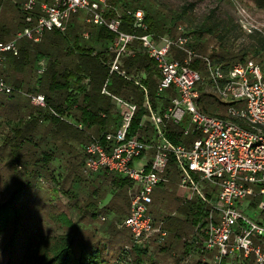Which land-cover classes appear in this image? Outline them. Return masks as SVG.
Returning a JSON list of instances; mask_svg holds the SVG:
<instances>
[{"label": "built area", "instance_id": "1", "mask_svg": "<svg viewBox=\"0 0 264 264\" xmlns=\"http://www.w3.org/2000/svg\"><path fill=\"white\" fill-rule=\"evenodd\" d=\"M229 1L236 7L239 29L246 35L258 31L237 0ZM19 11L24 27L14 40L0 42V68L6 55L18 57L17 40L37 44L48 33L63 35L71 16L79 11L85 12L87 26L103 28L113 36L109 49L112 57L100 94L121 109L119 123L112 132L103 131L98 137L87 134L80 175L86 178L102 172L125 178L128 214L116 228L125 230L130 242L121 255L128 256L137 247L150 256L156 247L164 245L165 220L155 219L150 207L154 190L170 184L167 172L173 168L178 186L187 192L185 203L197 200L205 206L194 225L196 240L186 242L214 252L211 264H247L250 260L252 264H264V68L251 58L223 68L192 49L190 33L183 26H176L175 37L155 36L148 31L141 10L118 8L112 0H23ZM126 20L128 32L122 29ZM84 38L88 39L87 33ZM135 41L157 71L155 96L171 93L168 106L160 112L153 110L146 88L131 80L120 65L122 58L134 55L130 46ZM175 53L182 58L174 59ZM194 61L202 65L204 76L191 68ZM43 69L40 64L37 75ZM114 76L131 80L143 94L142 107L152 139L144 141L132 133L137 106L107 91ZM13 91L0 79L1 96L9 97ZM202 94L224 105L225 117L205 114L199 106ZM25 98L46 117L71 123L49 107L42 94ZM99 116L104 118L103 114ZM28 119L42 122L44 118L36 113ZM179 125L185 126L180 140L174 142L168 135L169 126ZM82 128L77 125V129ZM138 161L143 164L137 166ZM203 185L216 191L214 202ZM253 197L259 200L258 213L252 218L239 207Z\"/></svg>", "mask_w": 264, "mask_h": 264}, {"label": "rangeland", "instance_id": "2", "mask_svg": "<svg viewBox=\"0 0 264 264\" xmlns=\"http://www.w3.org/2000/svg\"><path fill=\"white\" fill-rule=\"evenodd\" d=\"M237 2L256 23V37L264 42V10L256 8L253 0ZM20 5V0H0V37L11 39L22 30ZM128 5L141 10L143 16L147 15L155 27L156 34H175V27L183 26L190 31L198 54L208 56L216 62L232 65L239 62L242 52L246 54L244 60H264V51L255 52L253 49L258 45L255 38L250 39L240 29L225 34L224 46H221L218 36L233 24L238 27L236 7L229 0H134ZM188 5H192V8L183 14V8ZM129 6L127 8H131ZM117 7L123 8L119 5ZM208 17V24L216 23L220 27L212 34H194ZM75 29L70 31L73 34H81L84 30L89 35L87 42L93 43L96 34L93 28L80 26ZM70 31H67L66 37ZM211 44L220 45L219 50L212 55L209 51ZM56 46L60 50V45L55 43ZM43 67L44 73L45 66ZM37 68L39 70V64ZM43 73L37 75L36 72V75L41 77ZM24 99L21 104L15 105L13 101L1 98L0 95V208L10 197H15L14 208L19 212L16 223L10 224L0 236V264H18L25 249L35 237L60 234H70L86 243L97 244L102 252L104 264H129L134 261L139 255H136L135 251L128 256L121 255V250L128 244V237L125 232L115 229V225L119 224L126 213V198L118 189L117 192L115 190L112 201L116 213L114 217L108 213L100 214V217L95 215L94 218L87 212V215L83 214L80 200H86V189L93 187L86 186L88 179H82L77 174L78 165L75 161L78 157L74 150H69L73 146L52 143L45 112H38ZM199 106L205 114L225 117L224 105L217 103L213 98H207V95L202 96ZM18 109L21 113L16 112ZM36 113L43 116L42 122H38V119H28ZM49 149L54 150V153H51L53 158L45 162L42 157L46 155L44 151ZM13 157L16 158L15 161ZM207 196L211 202L215 201V193L209 192ZM185 198L173 196L167 201L161 199L156 202L159 209L155 211L154 217L156 219V216H161L160 220H165V231L169 238L163 246L154 250L156 254H153L152 258H141V264H178V257L185 254L182 251L185 243L188 247L186 240L189 236L187 233H176V217H182L183 221L189 219L190 223L194 221L195 225L198 212L205 208L200 203H185ZM247 215L252 217L251 213ZM101 217L106 219L101 221ZM67 220L74 229L67 225ZM247 264H252L251 260Z\"/></svg>", "mask_w": 264, "mask_h": 264}, {"label": "crops", "instance_id": "3", "mask_svg": "<svg viewBox=\"0 0 264 264\" xmlns=\"http://www.w3.org/2000/svg\"><path fill=\"white\" fill-rule=\"evenodd\" d=\"M22 2L23 0H20V4ZM85 17L86 14L83 11L73 14L67 25L66 32L63 35L59 36L57 33L46 34L37 44H32L24 39L17 40L16 46L19 53L18 57L14 58L11 55H6L5 61L0 68V79L15 90L13 99L15 105L17 103L21 104L25 95L41 93L43 96L45 95L49 97L52 104L58 107V109L53 108L55 111L66 117L67 121L71 122L69 124L50 118L47 123L50 130L48 134L52 143H63L73 146V148L70 147L69 150L71 152L74 150L75 155L78 157L77 161H75V164L78 165L77 174L82 179H88L85 184L86 186L93 187L92 189H86V200H80V204L83 205V214H86L87 212L90 214V217L94 218L95 215L100 217V214L108 213V215L114 217L116 213L114 212L115 206H113L114 204L112 201L118 189V191L121 192L127 200V209L125 215L122 217L123 220L128 214L129 208L125 178L121 175L107 176L102 172L93 174L86 178L80 175V167L82 164V146L86 142L87 134H92L95 137H98L103 131L112 132L118 126L119 114L121 111V109L115 108L109 98L100 94L107 79V64L112 57V53L109 49L112 46L113 36L106 30H103L108 36V38H104L100 33L102 28L87 26L84 23ZM80 26L91 27L95 30L96 34L93 43L87 42L89 40V35L88 39L84 38L85 33H87L84 30L81 34H73L70 31L72 29L76 30L75 28H80ZM23 27L24 23L22 21L21 29H23ZM122 29L123 31L128 32L130 30L129 24L124 22ZM174 30L175 34L172 33L171 35H159L155 32L152 34L155 36L175 37L177 34L176 27ZM67 31L71 32L68 34V37H66ZM20 32L21 31H19V33ZM188 32L190 33V31ZM16 35L11 39L0 37V42H10L14 40ZM190 36L192 40L191 47L198 53L196 50L197 46L194 45L191 33ZM55 43L60 45V50L57 46L55 47ZM209 48L211 55L219 50L218 45L216 44H211ZM33 49H35V51H33ZM130 49L134 52V55L132 57L122 58L120 60V65L127 72L131 80L138 81L146 88L153 110L156 112L164 110L169 104L171 93L165 92L160 96H155V87L158 81V76L153 63L141 53L140 45L137 41L131 44ZM253 49L255 52L264 51V43H262V46H254ZM173 58L180 60L182 57L181 55L175 53L173 54ZM95 60H97L96 63L94 62ZM43 63V66H45V72L43 75L46 77L39 81L41 77L36 75L38 70L37 65ZM257 63L264 68V60ZM96 64L100 66H97ZM52 68L56 70L57 74L60 76V81H63V79L66 78L65 86L53 84V81L50 80L48 74ZM198 72L202 76L205 75L201 64L198 66ZM131 80L124 81L114 76L109 80L107 91L111 95L124 99L137 106V114L140 115V119L137 127L132 131V133L136 134L137 138L148 141L152 139L153 132L150 125L146 121L145 111L142 107L144 96L139 88L131 82ZM202 96L205 97V95L202 94L201 98ZM24 100L26 101L27 99L25 98ZM26 102H28V100ZM16 112L21 113L20 109ZM100 114H103L104 118L100 117ZM52 120L57 123H53ZM142 123L143 127L139 128V124ZM79 124L83 127L81 130L77 129V125ZM184 142H189V140ZM44 152L46 155L43 156L42 159L45 162H49L53 158V154L51 153H54V150L49 149ZM150 156L151 154L148 155L146 160H149ZM142 164L143 162L141 161L136 163L137 166ZM167 177L170 180V184L156 188L152 194L150 212L153 217L156 214L155 211L159 209L156 205L158 200L164 199L167 201L172 199L173 196L187 197V192L178 186V174L173 168L168 170ZM203 188L208 193L216 192L207 185H203ZM172 192L173 194H171ZM258 200L259 199L257 197L249 198L245 200L239 208L245 214L251 213L253 218L258 213ZM194 203L195 205H198L197 200H194ZM89 205L91 206L89 207ZM249 211L250 213H247ZM182 213L186 214V212ZM105 216L108 217L107 215ZM101 218L104 220L106 219L105 217ZM161 218V216H156L157 220ZM122 220H120V222ZM193 222L194 221L190 223L189 219L183 221L180 216L176 217V222H174L177 227L176 233L177 231L180 234L187 233L189 239L196 240L194 237L195 233L193 230ZM115 229L119 230L116 228V225ZM110 231H114V229H110ZM119 231L126 233L129 244L130 239L128 233L123 229ZM168 238L169 235L167 233L165 242ZM158 248L160 247H156L154 250ZM171 248H173V246H171ZM140 249L145 251L143 248ZM182 252L185 254L178 257V264H191L193 262H195V264H198V262L201 264H211V260L215 254L214 252L203 251L200 247H196L191 244H188V247H186V243L184 244ZM153 254H156L155 251ZM153 254L149 256L146 252V256L149 258H152Z\"/></svg>", "mask_w": 264, "mask_h": 264}, {"label": "trees", "instance_id": "4", "mask_svg": "<svg viewBox=\"0 0 264 264\" xmlns=\"http://www.w3.org/2000/svg\"><path fill=\"white\" fill-rule=\"evenodd\" d=\"M131 1H134V0H112V2L115 5L122 6L123 8H127L129 6L128 3ZM135 1H138V0H135ZM253 1H254L256 8L260 10H264V0H253ZM191 8H192V5H188L187 7L183 8L182 13L186 14L187 11H189V9ZM131 9L135 10L137 8L131 7ZM209 20L210 18L208 17L205 20V23L199 29H197L194 32V34L198 36H200L201 34H205V33L212 34L220 27V25L216 23L208 24ZM144 21L148 26L149 32L153 33L155 31V27L149 21V19L147 18V15L144 16ZM125 22L128 23V20H126ZM173 22H175V20ZM234 29L239 31V28L237 27V25L233 24L231 25L229 29H227V31L223 32V34L218 36V39L222 47L224 46L223 42L226 38L225 34H227L228 32L231 33L232 30ZM103 30L105 29L102 28L100 32L101 35L104 38H108V36L106 35V32ZM51 33H57V32H51ZM58 34L59 33H57V35ZM60 35L62 34H59V36ZM256 36L257 35L255 33L251 35H247V37H249L252 40L253 38H255V40L258 42V45L262 46V43L264 42H262V40ZM218 47L220 48V45ZM245 55H246L245 52H242L239 55V62L244 61ZM94 62L96 63L97 60H95ZM220 64L223 66V68H227L230 66L229 64H225V65L222 63ZM96 65L100 66L98 64ZM199 65L200 64L198 61H194L191 65V68L194 70H198ZM48 76L50 80L53 81V84L65 86L66 78L63 77L65 79H63V81H60V76L57 74L56 70H54L53 68L49 71ZM45 77H46L45 75L41 76L39 81L43 80V78ZM14 93H15V90L9 97L1 96V98H5L7 100L13 101ZM44 98L49 107L58 109V107L52 104L49 97L44 95ZM46 118L48 119V122H49L51 117H46ZM139 119H140V115L136 113V116L132 123L131 131H133L137 127ZM54 120H52V122L56 124L57 122L56 121L54 122ZM184 126L185 125L169 126L168 134L173 141L178 142L180 140L179 139L180 133L182 129L184 128ZM185 144H188V142H185ZM15 159L13 157L14 161ZM14 199L15 197L13 198L10 197V200L0 208V236L2 232L5 231L10 224L12 225L16 223L17 218L19 216V212H17V210L14 208V204H13ZM67 225L71 226V224L68 221H67ZM72 229H74V227H72ZM132 251H135L136 255L138 254L139 255L134 261H130L129 264H141L142 263L141 258L143 257L147 258L146 252L144 250H141L140 248L136 247ZM103 261L104 259L102 257V252L97 244H92L91 242L86 243L83 240L81 241V239H76V236H73L70 234H60V235L49 236V237L48 236L35 237L31 241V243L27 246V249H25V252L23 256L21 257L18 264H104Z\"/></svg>", "mask_w": 264, "mask_h": 264}]
</instances>
